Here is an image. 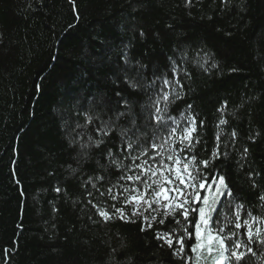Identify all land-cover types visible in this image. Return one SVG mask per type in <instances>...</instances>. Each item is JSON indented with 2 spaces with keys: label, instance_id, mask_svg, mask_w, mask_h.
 <instances>
[{
  "label": "trees",
  "instance_id": "trees-1",
  "mask_svg": "<svg viewBox=\"0 0 264 264\" xmlns=\"http://www.w3.org/2000/svg\"><path fill=\"white\" fill-rule=\"evenodd\" d=\"M74 4L75 12L70 0H0V264H183L155 238L157 230L178 227L171 217L142 232L139 219L105 223L87 203H113L91 185L93 197H86L82 185L88 176L103 174L106 190L107 178L115 181L121 174L115 167L104 173L97 163H107L108 147L118 150L119 129L86 159L78 144L70 145V129L77 121L83 124L90 109L106 113L104 119L113 107L124 110L115 104L117 92L131 103L137 125L145 123L142 106L149 103V92L130 88L121 69L132 76L139 71L151 82L154 73L171 78L173 61L182 65L183 92L172 98L169 115L195 114L198 160L211 155L222 130L228 154L206 171L226 178L245 204L242 215L264 216L257 199L264 192V0H193L192 7H185V0ZM123 50L130 67L121 59ZM205 57L207 72L199 66ZM225 101L227 123L218 129L217 109ZM130 121L131 116L118 123L131 127ZM88 131L95 136L91 125ZM143 131L150 144L151 130ZM244 147L249 152L241 161ZM192 243L187 242L188 254ZM254 250L257 254L241 264H264V246Z\"/></svg>",
  "mask_w": 264,
  "mask_h": 264
},
{
  "label": "snow or ice",
  "instance_id": "snow-or-ice-1",
  "mask_svg": "<svg viewBox=\"0 0 264 264\" xmlns=\"http://www.w3.org/2000/svg\"><path fill=\"white\" fill-rule=\"evenodd\" d=\"M229 2L230 0H221L222 4ZM70 3H73L75 12L74 0H70ZM192 6L193 0H185V7ZM140 35L143 36L144 33L141 32ZM121 59L126 66H131L126 50H123ZM183 59L186 57L182 56ZM202 59L203 63L199 66L207 72L210 69L204 65L208 63V59ZM138 67L142 68L143 65L138 62ZM211 67H217L216 63ZM121 71L130 88L149 92V103L142 106L145 123L137 125L138 118L132 113L131 103L122 93L117 92L120 99L115 104L124 110L113 107V115L104 119L106 113L90 109L84 113V123L77 121L75 127L70 129L69 143L78 144L80 156L85 159L92 148H100L112 131L119 129L118 150L108 147L103 153L107 163H100L99 159L97 163L104 173L115 167L121 174L115 181L107 178L106 190H102L106 180L103 174L88 176L82 185L86 189V197H93V191L87 190V186L91 185V189L99 192L100 197L107 196L113 203L108 206L104 201L94 202V199H88L87 203L105 223L117 218L126 223H136L139 219L142 232L152 229L154 223L165 224L171 217L178 227L168 231L157 230L155 238L172 249L173 256L181 259L183 264H241L249 254L255 256L257 253L254 245L264 246V216L254 215L251 211L246 216L242 215L245 204L238 202L226 183V178L218 172L210 174L206 171L216 160L228 154V142L222 144L221 141L222 130L215 134V146L211 155L207 159L198 160L193 154L196 145L201 143L196 134L195 114L191 111L187 115L181 113L179 119L169 115L172 98H179L183 92L180 74L184 72L186 76L187 72L182 65L173 61L171 78L154 73L151 82H145L139 71L135 76L124 69ZM191 107L188 106L189 110ZM226 108L227 101L217 109L221 113L218 129L227 123L223 118ZM129 116L131 127L119 125L122 118ZM90 125L95 130V136L88 131ZM65 126L67 127V122ZM199 126L203 127L204 121H200ZM145 128L151 130L150 144L146 142L143 131ZM237 138V132L233 130L230 134L233 146ZM249 139L254 141L252 136ZM222 147L225 149L223 152ZM248 152L249 149L244 147L241 161L246 160ZM71 171L75 174L77 169L72 168ZM248 175L252 179L253 173L249 172ZM252 186L258 187L255 181ZM55 190L58 193L61 191L59 187ZM257 199L264 209V192ZM129 208L130 214L127 211ZM89 219L92 217L89 216ZM93 223L96 221L93 220ZM242 228L243 233L240 231ZM193 239L194 243L188 254L185 251L186 245ZM112 259L115 261L114 256Z\"/></svg>",
  "mask_w": 264,
  "mask_h": 264
}]
</instances>
